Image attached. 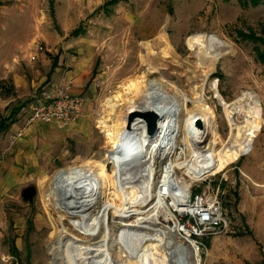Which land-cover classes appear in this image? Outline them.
<instances>
[{"label":"rangeland","instance_id":"1","mask_svg":"<svg viewBox=\"0 0 264 264\" xmlns=\"http://www.w3.org/2000/svg\"><path fill=\"white\" fill-rule=\"evenodd\" d=\"M162 29L182 66L195 63L196 53L187 46L195 35L217 36L229 47L203 98L223 143L229 141L230 127L210 85L230 110L244 93L260 102L263 126L248 156L200 181L192 182L183 171L174 177L186 188V199L203 193L216 198L228 219L226 231L195 245L201 264H264V237L254 234L264 229V0L258 5L250 0H0V80L11 77L0 81V264H38L41 256L50 263L46 239L51 229L38 232L40 217L50 209L40 190L58 170L111 151L98 124L101 102L147 70L143 66L130 74L141 68L144 44ZM132 51L136 61L127 58ZM155 79L165 80L158 74ZM63 85L85 104L70 133L32 121L36 100ZM188 107L193 109L192 103ZM183 137L179 134V141ZM172 159L190 160L184 144L179 142ZM137 220V214L130 217L131 223Z\"/></svg>","mask_w":264,"mask_h":264},{"label":"bare ground","instance_id":"2","mask_svg":"<svg viewBox=\"0 0 264 264\" xmlns=\"http://www.w3.org/2000/svg\"><path fill=\"white\" fill-rule=\"evenodd\" d=\"M157 34L143 46L141 68L130 69V74L141 72L143 66L147 70L115 87L101 102L98 124L111 151L58 170L41 186L50 209H43L38 232L51 229L46 239L49 264H201L198 248L179 235L173 214L187 210L186 188L175 172L200 181L248 156L262 130L261 105L252 93H244L235 103L238 107L230 110L217 87L210 85L230 127L229 141L223 143L215 114L203 98L215 67L230 54L229 47L217 36L195 35L187 40L196 53L195 63L182 66L165 30ZM130 52L127 58L136 61ZM157 74L168 82L155 79ZM148 113L158 120L152 135L144 119ZM239 114L241 122L235 118ZM179 134L184 136L181 141ZM179 142L189 161L172 159ZM155 166L158 170L153 171ZM134 214L138 220L131 223ZM38 264H46L44 256Z\"/></svg>","mask_w":264,"mask_h":264},{"label":"built area","instance_id":"3","mask_svg":"<svg viewBox=\"0 0 264 264\" xmlns=\"http://www.w3.org/2000/svg\"><path fill=\"white\" fill-rule=\"evenodd\" d=\"M51 90L36 100L32 107V121L65 128L81 113L84 100L74 94L69 85ZM186 202L187 210L178 213V230L183 239L199 247L203 246L200 242L205 238L227 230L228 219L216 198L203 193L186 199Z\"/></svg>","mask_w":264,"mask_h":264},{"label":"water","instance_id":"4","mask_svg":"<svg viewBox=\"0 0 264 264\" xmlns=\"http://www.w3.org/2000/svg\"><path fill=\"white\" fill-rule=\"evenodd\" d=\"M144 119L147 122L148 128H147V132L149 135H152L155 133V131L157 130V125H158V120H157V116L153 113H148L145 115ZM201 123L198 122V126H200Z\"/></svg>","mask_w":264,"mask_h":264},{"label":"crops","instance_id":"5","mask_svg":"<svg viewBox=\"0 0 264 264\" xmlns=\"http://www.w3.org/2000/svg\"><path fill=\"white\" fill-rule=\"evenodd\" d=\"M57 74H58V70L56 71V74H54L53 76H54V78H55V76H57ZM8 77L9 78H11L9 75L8 76H6V77H4V78H2L0 81H3V80H6V79H8ZM18 88V87H17ZM84 108V107H83ZM80 119V114L77 116V117H75V119L71 122V124H69L67 127H65L64 129L66 130V131H68L69 133H70V130L73 128V127H75V123L77 122V120H79ZM50 125H55V124H50ZM56 126V125H55ZM73 130V129H72ZM71 130V131H72ZM54 148V147H53ZM255 234V238H263L264 237V229L263 230H258L257 232H255L254 233Z\"/></svg>","mask_w":264,"mask_h":264},{"label":"trees","instance_id":"6","mask_svg":"<svg viewBox=\"0 0 264 264\" xmlns=\"http://www.w3.org/2000/svg\"><path fill=\"white\" fill-rule=\"evenodd\" d=\"M228 1V0H227ZM251 2H252V4L253 5H258V2L260 1V0H250ZM116 2V1H115ZM57 68V66H56V64L55 65H53V67H52V71H51V73H53V71L55 70ZM11 122L13 121L12 120V117H10V118H8ZM3 126L1 125V128H2ZM5 130H6V128H4Z\"/></svg>","mask_w":264,"mask_h":264}]
</instances>
